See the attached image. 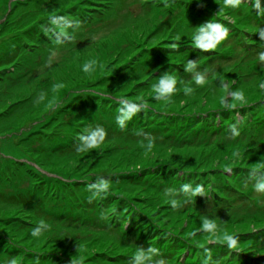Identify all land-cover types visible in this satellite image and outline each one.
I'll use <instances>...</instances> for the list:
<instances>
[{"label": "rangeland", "instance_id": "rangeland-1", "mask_svg": "<svg viewBox=\"0 0 264 264\" xmlns=\"http://www.w3.org/2000/svg\"><path fill=\"white\" fill-rule=\"evenodd\" d=\"M249 3L242 0L233 10L223 0H0V264L81 258L84 264H130L133 246H154L147 242L165 233L187 248L183 260L195 246L231 252L213 242L227 233L239 248L227 264H264V193L255 191L257 180L237 173L264 178V17ZM50 16L74 22L71 40L56 42ZM210 21L229 28L228 37L214 49L194 47L191 37ZM13 50L19 55L7 63L2 57ZM155 54L177 65L150 69ZM90 60L103 69L85 73ZM189 60L197 63L192 71L185 68ZM165 72L175 76L177 91L170 100L154 99L153 85ZM195 72H207L203 85L195 83ZM233 91L244 94L235 108ZM125 100L140 110L121 128L105 103L120 108ZM95 124L117 132L108 129L99 147L78 150L80 128ZM147 126L151 132L143 131ZM72 138L77 143L66 147ZM170 172L184 178L201 173L203 181L195 184L204 187L205 199L170 207V199H186L168 195L179 189L176 177L162 184L154 178ZM218 172L235 173L231 184L242 189L213 200ZM101 176L110 191L92 197L89 184ZM74 185L88 191L68 194ZM16 194L31 199L25 206L8 204L4 196ZM131 205L154 226L152 237L134 235ZM207 218L218 225L216 236L199 231ZM41 219L52 231L32 237Z\"/></svg>", "mask_w": 264, "mask_h": 264}, {"label": "clouds", "instance_id": "clouds-1", "mask_svg": "<svg viewBox=\"0 0 264 264\" xmlns=\"http://www.w3.org/2000/svg\"><path fill=\"white\" fill-rule=\"evenodd\" d=\"M242 3V0H223V7L230 9H238ZM248 3V2H247ZM252 6V9L257 10V16L264 17V0H250L249 3ZM48 22L50 24V32H52L56 37V42L58 44L63 43L64 41L71 40L72 36L69 32V29L73 27V21L71 19L65 18L63 16H50L48 17ZM49 29H45V33H48ZM229 35V28L225 27L219 22H207L199 26L198 31L191 37L192 45L196 48L202 50L214 49L217 44L222 40L226 39ZM261 37H264V30L260 32ZM261 61H264V53H261L259 56ZM99 67L103 69L102 65H98L96 60H90L83 64V71L85 73H93ZM197 67L195 61L189 60L185 65V68L188 71H192ZM207 72H195L194 79L197 85H203L205 83ZM160 79L158 82L153 85V91L155 93L154 99H164L170 100L172 95L177 91L176 85L177 81L175 76L169 72L163 73L159 76ZM59 87V85H57ZM260 88L264 90V83L260 84ZM191 89H187V92H190ZM232 103L231 106L235 108L237 104L244 103V94L242 92H230L229 93ZM43 99V95L40 97ZM227 102H224V107H227ZM140 110V104L135 101H122L119 113L116 116V123L121 127H125L127 121L131 120L133 115ZM230 134L233 136H239L240 133L235 129H230ZM108 133L103 127H95L89 130L86 134L80 137V146L78 150H85L88 148H97L107 137ZM153 147V141L149 140L146 149L151 151ZM256 192L264 193V178L258 179L254 185ZM92 193V197H101L104 194L110 191V181L108 178L101 176V178L94 180L89 184V189ZM177 192L183 194L186 197L185 200L181 201L175 198L170 199L169 205L173 209H180L184 204L188 203L192 198H196L198 195H206L204 187L200 184L193 183H183L178 190L169 189L168 195L174 197ZM90 197V199L92 198ZM52 225L48 223L45 219L39 220L31 231V236L35 238H40L46 233L52 231ZM200 232H207L216 236L220 231L218 225L214 222L213 219L207 218L203 219L200 223ZM195 235V233H193ZM223 244L230 250H239L238 248V238L225 233L222 237H218L217 241ZM205 251V258L203 264H209L212 260L211 254L207 249ZM9 264H15V261H10ZM72 264H84L83 259L72 260ZM130 264H166L165 258H163L160 249L149 245L147 247L140 246L138 247L130 257Z\"/></svg>", "mask_w": 264, "mask_h": 264}, {"label": "trees", "instance_id": "trees-1", "mask_svg": "<svg viewBox=\"0 0 264 264\" xmlns=\"http://www.w3.org/2000/svg\"><path fill=\"white\" fill-rule=\"evenodd\" d=\"M254 11H256V10H254ZM254 11H253V13H254ZM213 17L214 16H212L211 18H213ZM259 21L257 23H259ZM234 34H235V31H234ZM18 55H19V50H15V51L13 50L9 54H4L2 58L5 59V61L7 63H12L13 60H15L18 57ZM161 57H166V56H161L160 54H155L153 56L152 60H151V61H154V63L151 66H149V68L153 69L154 67H157L158 65H160V67H164V66L169 67V66L173 65L172 63L176 64L175 61L174 62H171V61L166 62L165 61V63L163 64L164 61H160ZM105 104H108L107 107L110 109L111 113H115L116 116L118 115L120 108H117V107L115 108L114 104H110L108 102H106ZM245 110H247V109H244V108L240 109V111H245ZM237 121L238 120H235L234 123H236ZM128 124H130V123L128 122ZM213 124H214V127H215L216 126V121H214ZM98 125H100V124H98ZM98 125L95 124L94 126H92L91 129H93L94 127H98ZM100 126L104 127L102 125H100ZM149 126H151V125H149ZM80 127H81V125H80ZM108 129H112V131L117 132L115 127L110 128V126H108V127H106L105 130L107 131ZM147 130H148V132H151V130H150V128H148V126L143 131H147ZM88 131L89 130H87V129L83 128V127L80 128V132L82 133V135L86 134ZM153 132H157L158 133V132H161V130H159V129L158 130H153ZM75 137H76V135H75ZM73 139H75V142L69 143L66 147H70V146L75 145L77 143L76 141H78V140L76 138H72V141H74ZM3 167H6V165L3 166ZM223 172H225V171H223ZM152 173H154V172L150 173L151 177L153 176V175H151ZM197 173H199V172L189 173L188 175H190V177L189 178H184L183 175L174 176L175 173L174 172L173 173L170 172L168 175L167 174H162V175H166V177L162 176L161 178L160 177L159 178L158 177H154V178H155V180L160 179L159 182L162 184L163 183V178H165V180H166L167 178L169 179V177H176L177 182H175V183H177L179 185L177 188H180V186L183 184V182L181 180L185 181L186 183H189V182H191L194 179V181L192 182L193 184L198 183L197 181H203L202 180L203 177L201 176V173H199L200 175H198ZM237 173H241L242 176H240L238 174L237 175H238L239 178L242 177V179H244V180L247 179V178H249V179L253 178L254 180L261 179L260 178L261 177L260 174L257 173V172H254V171H243V170H241V171H237ZM154 174H156V173H154ZM218 174H219L218 176L213 175V177H216L217 181H215L216 183L212 181V184H211L212 186H211L210 192H213L212 193L213 200H215L216 198H219L221 196V194L224 193V191L228 192V193H226L228 195L229 193H234L235 190H241L242 189L241 187H238V188L237 187H233L232 184H231L232 180H230V178L235 173H233V175L231 177H228V178L225 177L222 172H218ZM147 179H145V181ZM166 181H168V180H166ZM171 183H173V182H171ZM82 187H84V186L74 185V186L69 188V191L67 193L68 194L74 193V194L78 195L77 194L78 193L77 190H80L81 193H83V190H85V189L87 190V188H82ZM229 196L230 195H228V197ZM222 197L224 198V196H222ZM4 198L7 199V203L11 204L12 206H15V205L19 206V204L20 205L23 204L25 206V205H27L26 202L30 201L31 196H29L27 194H16V195L9 196V197L4 196ZM196 199H199V200L205 199V195H198L196 197ZM10 200H12V201H10ZM69 200H72V199H69ZM79 200L82 201V198L80 197ZM24 206H22V207H24ZM131 207L133 209L132 218H131L132 219L131 225L135 226V231H138V232H135L134 235H136L138 239H144L147 236L152 237L151 234L154 231V226L150 225V224L148 226L147 223L142 221L141 218H143L145 214H143L141 211H139L136 206L131 205ZM87 209H88V207L86 206L85 210H87ZM147 243H153L155 247L159 248L160 252L168 260L169 264H171L170 260H172L174 258H176V261H178V264H203V260L205 258V251H204L205 249H207L208 252L212 256V260L209 262V264H217V263L218 264H227V263H231V260H234L233 257H238V255L235 254L234 250H231V252H226V253L224 252L223 253V251H225V249L221 250V248H219V247L218 248H215V247H204V249H201V251H198L202 247H197V246L194 247L193 246L195 249L191 248V251L187 255L186 259L183 260V254L185 253V251H187V248H185V246L178 248L177 245H180V244H178V242H176V240H174L173 236H169L168 233L158 234V237H156L154 240H151V241H149ZM187 245L189 246V244H187ZM137 248H138L137 246H133V249H137ZM244 253H242V254L244 255ZM170 255H174V257L171 258ZM247 255L250 256L249 253H247ZM181 259L183 261H181Z\"/></svg>", "mask_w": 264, "mask_h": 264}]
</instances>
